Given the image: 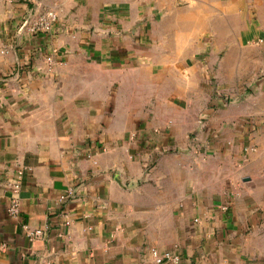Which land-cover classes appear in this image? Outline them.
<instances>
[{"label":"crops","instance_id":"crops-1","mask_svg":"<svg viewBox=\"0 0 264 264\" xmlns=\"http://www.w3.org/2000/svg\"><path fill=\"white\" fill-rule=\"evenodd\" d=\"M46 9L50 31L20 30ZM204 20L166 0H0V264H155L152 247L264 264V7L255 45L161 44Z\"/></svg>","mask_w":264,"mask_h":264},{"label":"rangeland","instance_id":"rangeland-1","mask_svg":"<svg viewBox=\"0 0 264 264\" xmlns=\"http://www.w3.org/2000/svg\"><path fill=\"white\" fill-rule=\"evenodd\" d=\"M175 7L191 6L202 7L205 15L203 21V28L200 35H197L191 40H185L183 33V24L179 25L177 22L171 23L163 30V39L161 44L167 49L189 52L196 59H202L212 49L214 39H227L229 34L248 36L251 38L253 45L262 36L263 31L259 29L260 15L262 7H264V0H166ZM215 8H220L221 11H215ZM175 8L171 15H175ZM183 12L179 9L178 13ZM172 16V17H173ZM175 18V19H176ZM175 21V20H174ZM259 26V27H258ZM197 27V26H196ZM218 30H214V29ZM193 27H184V31L192 33ZM160 41V40H159ZM223 44V48L227 46V42H219ZM193 60V59H191Z\"/></svg>","mask_w":264,"mask_h":264},{"label":"built area","instance_id":"built-area-1","mask_svg":"<svg viewBox=\"0 0 264 264\" xmlns=\"http://www.w3.org/2000/svg\"><path fill=\"white\" fill-rule=\"evenodd\" d=\"M26 3L36 4V0H23ZM57 21V12L54 9H46L38 12L32 20L26 19L22 26L20 27L21 31H27L29 33H42L48 32L52 29L54 23ZM263 40H260L259 43H262ZM46 62L48 67L54 65V59L52 56L46 57ZM24 173L23 169H20L17 172V177L9 184L11 198L7 211L10 215L16 216L20 211V190H21V177ZM73 193V190H68L66 193L62 194L59 197L60 202L66 201V199ZM42 234L41 230H36L29 232V235L32 237H37ZM151 255L155 264H163L166 261H172L174 263H179L181 257L178 254H175L171 251H160L156 247L151 248Z\"/></svg>","mask_w":264,"mask_h":264}]
</instances>
